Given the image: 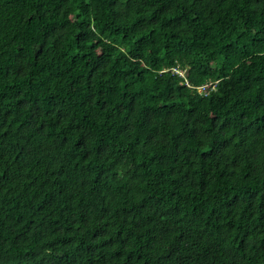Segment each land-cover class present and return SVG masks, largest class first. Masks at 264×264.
I'll use <instances>...</instances> for the list:
<instances>
[{"label": "trees", "instance_id": "1", "mask_svg": "<svg viewBox=\"0 0 264 264\" xmlns=\"http://www.w3.org/2000/svg\"><path fill=\"white\" fill-rule=\"evenodd\" d=\"M0 264H264V0H0Z\"/></svg>", "mask_w": 264, "mask_h": 264}, {"label": "built area", "instance_id": "2", "mask_svg": "<svg viewBox=\"0 0 264 264\" xmlns=\"http://www.w3.org/2000/svg\"><path fill=\"white\" fill-rule=\"evenodd\" d=\"M198 90H200L198 91L200 94H205V95L208 94V91L206 90V86L199 87Z\"/></svg>", "mask_w": 264, "mask_h": 264}, {"label": "clouds", "instance_id": "3", "mask_svg": "<svg viewBox=\"0 0 264 264\" xmlns=\"http://www.w3.org/2000/svg\"><path fill=\"white\" fill-rule=\"evenodd\" d=\"M215 88V85L213 86V89Z\"/></svg>", "mask_w": 264, "mask_h": 264}, {"label": "rangeland", "instance_id": "4", "mask_svg": "<svg viewBox=\"0 0 264 264\" xmlns=\"http://www.w3.org/2000/svg\"><path fill=\"white\" fill-rule=\"evenodd\" d=\"M198 91H200V90H198Z\"/></svg>", "mask_w": 264, "mask_h": 264}, {"label": "bare ground", "instance_id": "5", "mask_svg": "<svg viewBox=\"0 0 264 264\" xmlns=\"http://www.w3.org/2000/svg\"><path fill=\"white\" fill-rule=\"evenodd\" d=\"M205 189V188H204Z\"/></svg>", "mask_w": 264, "mask_h": 264}]
</instances>
